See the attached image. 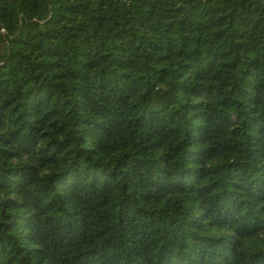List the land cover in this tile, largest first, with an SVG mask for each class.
I'll list each match as a JSON object with an SVG mask.
<instances>
[{"label":"trees","instance_id":"trees-1","mask_svg":"<svg viewBox=\"0 0 264 264\" xmlns=\"http://www.w3.org/2000/svg\"><path fill=\"white\" fill-rule=\"evenodd\" d=\"M0 264H264V0H0Z\"/></svg>","mask_w":264,"mask_h":264}]
</instances>
